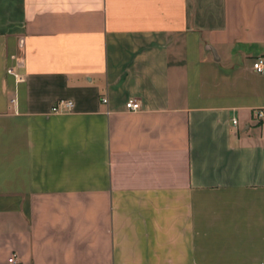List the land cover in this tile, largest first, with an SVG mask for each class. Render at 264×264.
Segmentation results:
<instances>
[{"label":"crops","instance_id":"1","mask_svg":"<svg viewBox=\"0 0 264 264\" xmlns=\"http://www.w3.org/2000/svg\"><path fill=\"white\" fill-rule=\"evenodd\" d=\"M260 55L264 0H0V264H264Z\"/></svg>","mask_w":264,"mask_h":264},{"label":"built area","instance_id":"2","mask_svg":"<svg viewBox=\"0 0 264 264\" xmlns=\"http://www.w3.org/2000/svg\"><path fill=\"white\" fill-rule=\"evenodd\" d=\"M253 67H254L255 71H257L258 73L264 74V55H260L255 59V61L253 63ZM103 101L107 102L108 99L105 97V98H103ZM72 108H73V101L72 100L62 99V100L58 101L55 105H53L52 111L58 112L61 110H71ZM126 108L130 111H138L141 108V104L136 99H129L126 102ZM255 115L257 118H263L264 117V109H257ZM233 124L234 125L238 124V119L235 117L233 118ZM10 261H11V264H19L16 255H13L11 257Z\"/></svg>","mask_w":264,"mask_h":264}]
</instances>
